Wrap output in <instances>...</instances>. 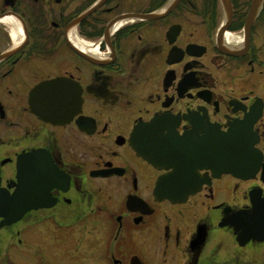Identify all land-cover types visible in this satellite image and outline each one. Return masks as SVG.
I'll list each match as a JSON object with an SVG mask.
<instances>
[{
	"label": "flooded vegetation",
	"instance_id": "obj_1",
	"mask_svg": "<svg viewBox=\"0 0 264 264\" xmlns=\"http://www.w3.org/2000/svg\"><path fill=\"white\" fill-rule=\"evenodd\" d=\"M253 1L0 0V203H26L13 199L19 170L41 164L28 195L52 203L0 217V264H264ZM235 124L249 132L230 171L198 169L179 200L156 194L173 168L140 153L143 130L185 144ZM35 151L48 160L20 164Z\"/></svg>",
	"mask_w": 264,
	"mask_h": 264
},
{
	"label": "water",
	"instance_id": "obj_2",
	"mask_svg": "<svg viewBox=\"0 0 264 264\" xmlns=\"http://www.w3.org/2000/svg\"><path fill=\"white\" fill-rule=\"evenodd\" d=\"M259 2L261 0L253 1L252 13L256 12ZM163 122L164 118L157 117L148 126L150 128L147 129H162L160 125ZM248 132L249 129L247 131L245 127L235 124L225 134L216 132L200 138L194 136V139H190V143L181 144L176 134H168L167 137L168 139L171 137V140L166 142L165 139L158 141L156 139L157 134H152L150 137V133L143 130L141 141L150 143L141 144L140 153L158 168H173L170 175L158 179L156 194L179 200L200 187L202 180L198 176V169L210 168L213 171H230L231 162L237 158L236 154L244 151L246 143L243 142V138ZM149 138H152V142L143 140ZM183 145H186L184 150ZM37 159H41L44 162L48 160L45 154L35 151L21 156L20 164L33 162ZM49 171L52 177L59 178L61 176V173L52 164ZM42 174H44V166L42 164L37 167L27 166L24 171L19 170V184L14 192L13 199L26 200V203H0V217L4 219V223L16 222L26 212L32 209L48 207L52 204L38 203L37 196L28 195L29 192L41 189V185L44 183L42 178H40L43 176Z\"/></svg>",
	"mask_w": 264,
	"mask_h": 264
}]
</instances>
